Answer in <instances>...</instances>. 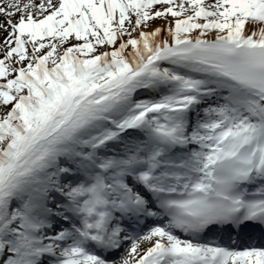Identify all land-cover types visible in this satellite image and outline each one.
Returning <instances> with one entry per match:
<instances>
[{
  "label": "snow or ice",
  "instance_id": "snow-or-ice-1",
  "mask_svg": "<svg viewBox=\"0 0 264 264\" xmlns=\"http://www.w3.org/2000/svg\"><path fill=\"white\" fill-rule=\"evenodd\" d=\"M0 264H264V0H0Z\"/></svg>",
  "mask_w": 264,
  "mask_h": 264
}]
</instances>
